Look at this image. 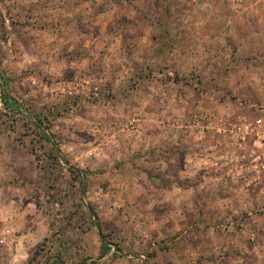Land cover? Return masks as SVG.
<instances>
[{"label":"rangeland","instance_id":"obj_1","mask_svg":"<svg viewBox=\"0 0 264 264\" xmlns=\"http://www.w3.org/2000/svg\"><path fill=\"white\" fill-rule=\"evenodd\" d=\"M0 264H264V0H0Z\"/></svg>","mask_w":264,"mask_h":264},{"label":"trees","instance_id":"obj_2","mask_svg":"<svg viewBox=\"0 0 264 264\" xmlns=\"http://www.w3.org/2000/svg\"><path fill=\"white\" fill-rule=\"evenodd\" d=\"M71 170H72V172H74V173L76 174V171H75V170H73V169H71ZM97 225H98V227H99V229H100V224L97 223ZM118 250H120V248H118Z\"/></svg>","mask_w":264,"mask_h":264},{"label":"built area","instance_id":"obj_3","mask_svg":"<svg viewBox=\"0 0 264 264\" xmlns=\"http://www.w3.org/2000/svg\"><path fill=\"white\" fill-rule=\"evenodd\" d=\"M261 120H258V123H260ZM247 129H250V126L247 125Z\"/></svg>","mask_w":264,"mask_h":264}]
</instances>
